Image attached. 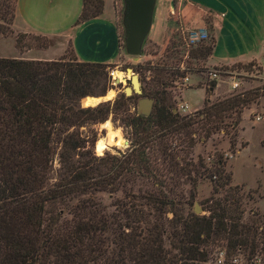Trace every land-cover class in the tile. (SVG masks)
Wrapping results in <instances>:
<instances>
[{
  "label": "trees",
  "instance_id": "obj_1",
  "mask_svg": "<svg viewBox=\"0 0 264 264\" xmlns=\"http://www.w3.org/2000/svg\"><path fill=\"white\" fill-rule=\"evenodd\" d=\"M16 2L0 0L3 37L12 34ZM82 4L76 24L103 12L102 0ZM119 39L123 43L124 36ZM180 46L181 40L171 44V56L180 53ZM212 48L213 40L191 50L190 57L208 59ZM111 67L75 56L0 58V264H206L221 247L230 256L243 253L249 264L259 258L264 263V216L243 221L236 188L229 187L222 198L212 196L206 201L208 215H197L192 205L197 180L186 198L177 191L179 182L158 179L166 176L159 166L168 174L184 173L174 151L182 144L192 148L195 132L208 139L221 130L230 135V128L234 147L242 114L260 95L247 91L212 102L207 89L197 115L180 117L160 88L168 77L159 70L147 81V62L135 71L143 83L139 98L155 101L148 117L137 115V108L134 115L127 113V102L135 96L83 107V100L105 95ZM170 74L183 77L178 71ZM110 114L130 128V147L119 158L97 157V134L83 129ZM217 172L220 186L229 185L230 175ZM97 192L122 197L105 206L95 198Z\"/></svg>",
  "mask_w": 264,
  "mask_h": 264
},
{
  "label": "rangeland",
  "instance_id": "obj_2",
  "mask_svg": "<svg viewBox=\"0 0 264 264\" xmlns=\"http://www.w3.org/2000/svg\"><path fill=\"white\" fill-rule=\"evenodd\" d=\"M185 1L186 0H159L153 28L149 33L147 40H162L165 35V24L171 7L172 10H174V13L171 14V25L163 46L156 48L155 45L147 42L143 49V54L138 57V60H134L132 56L126 54L124 43L119 39L122 47L120 50L116 47V57L112 60V62L115 63L111 64L112 67L108 70L110 86L104 95L106 96L105 99L101 101L113 104L114 101L121 96H124L125 98L135 96V99L127 102V113L129 115H134L138 100L140 99L139 97L143 95V92L142 95L133 94L131 96H126L124 94V89L130 87V82L128 80L130 74L126 75L124 72L127 68L132 69V71L139 77L141 87H143L141 75L140 73H137V70L140 64H146L147 62H150L151 66V69L145 72L147 81L151 79L154 71L159 70H163L168 77L166 84L160 88L171 97L173 107L172 113L180 103H187L190 106V109H192V118L197 115L198 111L203 107L206 90L210 89L209 86H206V73L212 68L225 71L224 77L218 82L215 90H209L211 92L210 100L212 102L247 91L260 95L256 102L251 103L244 110L241 123L236 128L234 147L231 146L230 139V135H232L234 131L230 128L227 129L230 131V135H226L225 132L221 130L212 134L208 139H204L202 133L195 132L192 135V138H194L195 141V145L192 148L187 147L186 144H182L174 151L176 157L175 162L179 163L181 167H184V173L177 172L176 175L168 174L166 170H163L161 166H159L160 173L166 176L159 177L158 179H172L168 180V182H179L180 186L177 191H182L186 198H188L189 191H192L193 189L190 186V183L197 180L196 188L194 190L195 198L192 201L193 208L197 205L200 210V213L197 215H208L206 207L209 203H206V201L212 196L215 198H222L227 195L228 191L230 192V188H236L238 190L237 195L242 197L244 209L242 220L246 222L254 217L253 214L264 216V74L254 64H235L231 66L214 67V63L208 60L209 58L204 60H194L190 57L191 59L187 60L188 65L194 67L195 71L189 76L190 83L186 86L182 85L179 87L178 84L180 83V78L171 75L170 73L174 71L171 68H164V66L174 67L184 58V50L182 48L179 49V54L171 56L173 50H171V44L175 41L178 42V40H181L180 34L177 32L176 28L181 26L177 24L179 23L180 18V8L185 4ZM9 3L12 5L13 0H9ZM114 6L118 18V35L119 38H122L123 27L121 20L123 0H104L106 17H113ZM205 20L208 21V18H205ZM3 25L8 27L7 24ZM9 27L12 32L11 35L7 37L0 35V37L5 38V40L0 39V56L4 58H12L16 55V38L19 37L17 51L20 54L27 51H31L32 53L35 50L41 49L43 46L49 47L50 45L64 43V52L61 55H54L55 58L53 60H59L61 58L66 60L74 59L75 55L73 50L69 43L66 44V41H68L66 39L58 38L50 40L33 33H16L12 25ZM95 40V37L90 38L92 45ZM167 49H169V51ZM115 71H118L116 79L121 81L120 84H115V77H112V72ZM231 71L235 72L233 78L229 77L230 75L228 72ZM234 82L239 84V87L236 89H232V83ZM100 97L101 96L92 98ZM97 100L98 101H92L89 103H85L83 100L81 104L83 107H93L100 101L99 99ZM177 114L180 115V117H183L180 113L177 112ZM258 117L260 120H257ZM88 129L97 134V143L95 142L96 144L93 146V152L97 157L119 158L130 147V128L113 114H110L103 123L91 125L83 130L87 131ZM121 129V135L123 139L127 141L126 147L116 146L120 137H117L114 134L117 130ZM110 132L113 135L110 136ZM101 140L104 141L102 155L98 153L97 149V145ZM109 140H112L111 144L109 143ZM176 144L177 142H174L172 147L174 148ZM199 161H201L202 167L199 165ZM204 169L207 170L205 171ZM217 170H222L224 175H230L229 185L224 187L220 186L222 181L218 179L219 174L218 172L216 173ZM134 179L142 180L148 178L135 177ZM141 180H137L138 183H141ZM143 188H147V185ZM214 188L216 192L214 191ZM149 189H151V186ZM121 197L122 194L120 192L115 195H109L107 192L95 193V198L105 206H109L114 198ZM168 217L170 218L171 215H168ZM219 252L224 253L226 264H249V261L243 253H237L235 256H230L223 247L215 249L206 264L213 261ZM254 264L264 263L261 258H259L254 261Z\"/></svg>",
  "mask_w": 264,
  "mask_h": 264
},
{
  "label": "crops",
  "instance_id": "obj_3",
  "mask_svg": "<svg viewBox=\"0 0 264 264\" xmlns=\"http://www.w3.org/2000/svg\"><path fill=\"white\" fill-rule=\"evenodd\" d=\"M158 3L159 0L151 30ZM82 7V0H17L12 26L16 33H33L50 40H68L66 44H70L78 61L114 64L112 60L116 57V47L119 49L115 6L111 18L106 17L103 8L99 17L76 24ZM173 13L170 7L162 40L146 39L147 42L158 47L164 45ZM177 25L208 31L210 41L213 40L212 54L208 60L214 63V67L254 64L264 74V0H186L180 8ZM91 37L96 38L93 45ZM0 39L5 40L3 37ZM15 51L16 55L12 58L51 61L64 52V43L32 53L27 51L20 54L16 48Z\"/></svg>",
  "mask_w": 264,
  "mask_h": 264
},
{
  "label": "water",
  "instance_id": "obj_4",
  "mask_svg": "<svg viewBox=\"0 0 264 264\" xmlns=\"http://www.w3.org/2000/svg\"><path fill=\"white\" fill-rule=\"evenodd\" d=\"M157 0H123L122 11V27L124 36V49L128 56H132L134 60H138V57L142 55L144 43L150 33L153 21V15L155 11ZM126 75L130 74L129 82L130 87L124 89L126 96L133 94L142 95V87L139 77L127 68L124 72ZM115 84H120L121 81L114 79ZM215 88V83H211L210 91ZM105 96H101L103 98ZM99 101L95 106L103 103ZM154 100L152 98L142 97L137 103V115L148 117L153 110ZM93 106V107H95ZM174 114L177 111L173 110ZM196 214L200 213L198 206L194 208Z\"/></svg>",
  "mask_w": 264,
  "mask_h": 264
},
{
  "label": "built area",
  "instance_id": "obj_5",
  "mask_svg": "<svg viewBox=\"0 0 264 264\" xmlns=\"http://www.w3.org/2000/svg\"><path fill=\"white\" fill-rule=\"evenodd\" d=\"M177 32H179L181 37V46L184 50V58L174 67H169L173 71H178L182 73L184 76L180 77V83L178 84L179 87L182 85H187L190 83L189 76L191 73L195 71L194 67H191L188 65L187 60L190 58V51L197 48L199 45L207 44L210 41V37L208 34V31L206 29H188L184 26H180L179 28H176ZM229 77L233 78L235 72H228ZM207 79H206V86L210 88L211 83H215V86L218 84V82L221 80V78L224 77L225 71L212 68L207 71ZM113 77V72H112ZM239 87L238 83H232V89H236ZM175 110L180 113L182 116H191L192 109H190V106L187 103H180ZM257 120H260L258 117ZM231 157V155H230ZM209 264H226L224 259V253L219 252L216 256V258L211 261Z\"/></svg>",
  "mask_w": 264,
  "mask_h": 264
},
{
  "label": "clouds",
  "instance_id": "obj_6",
  "mask_svg": "<svg viewBox=\"0 0 264 264\" xmlns=\"http://www.w3.org/2000/svg\"><path fill=\"white\" fill-rule=\"evenodd\" d=\"M109 127H110V125H109ZM121 133H122V129L121 130H117L116 133L114 134L115 136L120 137V140H119V142L117 143L116 146L117 147H126L127 146V141H125L123 139ZM111 135H113V134L110 132V136ZM109 143L111 144L112 143V140H109ZM103 147H104V141L101 140L98 143V145H97L98 153L101 154V155L103 154V152H102Z\"/></svg>",
  "mask_w": 264,
  "mask_h": 264
},
{
  "label": "bare ground",
  "instance_id": "obj_7",
  "mask_svg": "<svg viewBox=\"0 0 264 264\" xmlns=\"http://www.w3.org/2000/svg\"><path fill=\"white\" fill-rule=\"evenodd\" d=\"M117 73H118V71L113 72V76L115 77V79L117 78ZM105 97H103V98H105ZM96 99H102V98H96Z\"/></svg>",
  "mask_w": 264,
  "mask_h": 264
}]
</instances>
